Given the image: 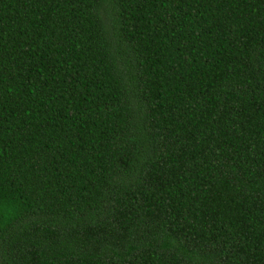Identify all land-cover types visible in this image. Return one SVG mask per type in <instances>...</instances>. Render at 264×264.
Instances as JSON below:
<instances>
[{
	"label": "trees",
	"instance_id": "1",
	"mask_svg": "<svg viewBox=\"0 0 264 264\" xmlns=\"http://www.w3.org/2000/svg\"><path fill=\"white\" fill-rule=\"evenodd\" d=\"M0 264H264V0H0Z\"/></svg>",
	"mask_w": 264,
	"mask_h": 264
}]
</instances>
